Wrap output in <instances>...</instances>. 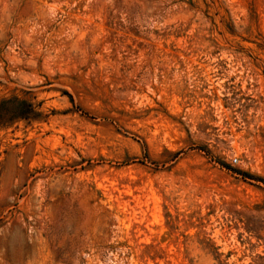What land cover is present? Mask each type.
Here are the masks:
<instances>
[{
    "label": "rangeland",
    "instance_id": "1",
    "mask_svg": "<svg viewBox=\"0 0 264 264\" xmlns=\"http://www.w3.org/2000/svg\"><path fill=\"white\" fill-rule=\"evenodd\" d=\"M0 264H264V0H0Z\"/></svg>",
    "mask_w": 264,
    "mask_h": 264
},
{
    "label": "trees",
    "instance_id": "2",
    "mask_svg": "<svg viewBox=\"0 0 264 264\" xmlns=\"http://www.w3.org/2000/svg\"><path fill=\"white\" fill-rule=\"evenodd\" d=\"M27 111H30V110H27ZM20 115H23V114H20ZM20 117H21V116H20ZM221 165H222L223 167L227 168V169H230L229 166H227L226 164H223V163H222ZM233 171H234V170H233ZM235 171H236V170H235ZM244 175L246 176L247 174H244Z\"/></svg>",
    "mask_w": 264,
    "mask_h": 264
},
{
    "label": "built area",
    "instance_id": "3",
    "mask_svg": "<svg viewBox=\"0 0 264 264\" xmlns=\"http://www.w3.org/2000/svg\"><path fill=\"white\" fill-rule=\"evenodd\" d=\"M237 161V159L236 158H233V162H236Z\"/></svg>",
    "mask_w": 264,
    "mask_h": 264
}]
</instances>
